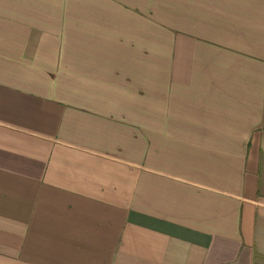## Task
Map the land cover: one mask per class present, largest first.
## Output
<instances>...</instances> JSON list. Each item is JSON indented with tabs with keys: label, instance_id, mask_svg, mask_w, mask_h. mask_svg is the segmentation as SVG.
Instances as JSON below:
<instances>
[{
	"label": "crops",
	"instance_id": "crops-1",
	"mask_svg": "<svg viewBox=\"0 0 264 264\" xmlns=\"http://www.w3.org/2000/svg\"><path fill=\"white\" fill-rule=\"evenodd\" d=\"M0 264H264V0H0Z\"/></svg>",
	"mask_w": 264,
	"mask_h": 264
}]
</instances>
